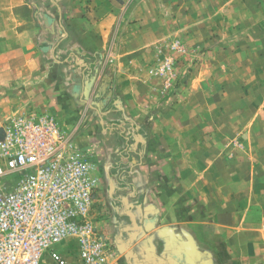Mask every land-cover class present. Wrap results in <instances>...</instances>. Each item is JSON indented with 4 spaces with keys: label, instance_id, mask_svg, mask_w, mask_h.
Wrapping results in <instances>:
<instances>
[{
    "label": "crops",
    "instance_id": "obj_1",
    "mask_svg": "<svg viewBox=\"0 0 264 264\" xmlns=\"http://www.w3.org/2000/svg\"><path fill=\"white\" fill-rule=\"evenodd\" d=\"M185 8L0 0V126L15 112L50 115L92 166L90 220L107 264H264V199L209 143L214 121L190 115L192 95L157 111L147 69L157 45L189 33Z\"/></svg>",
    "mask_w": 264,
    "mask_h": 264
},
{
    "label": "rangeland",
    "instance_id": "obj_2",
    "mask_svg": "<svg viewBox=\"0 0 264 264\" xmlns=\"http://www.w3.org/2000/svg\"><path fill=\"white\" fill-rule=\"evenodd\" d=\"M185 11L189 33L157 45L160 57L147 69L159 82L157 111L192 95L190 115L214 121L204 126L215 134L209 143L226 151L238 186H251L264 199V0H187ZM61 244L73 263L76 242L64 240L40 264H53L50 251L60 252Z\"/></svg>",
    "mask_w": 264,
    "mask_h": 264
},
{
    "label": "built area",
    "instance_id": "obj_3",
    "mask_svg": "<svg viewBox=\"0 0 264 264\" xmlns=\"http://www.w3.org/2000/svg\"><path fill=\"white\" fill-rule=\"evenodd\" d=\"M92 166L72 150L50 115L23 113L0 133V264H40L64 240L75 261L51 250L53 264H107L90 220Z\"/></svg>",
    "mask_w": 264,
    "mask_h": 264
}]
</instances>
